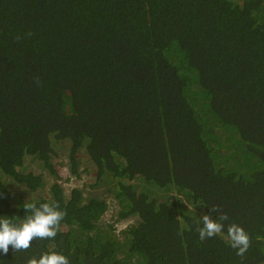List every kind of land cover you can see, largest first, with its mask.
I'll return each instance as SVG.
<instances>
[{
	"label": "trees",
	"instance_id": "1",
	"mask_svg": "<svg viewBox=\"0 0 264 264\" xmlns=\"http://www.w3.org/2000/svg\"><path fill=\"white\" fill-rule=\"evenodd\" d=\"M62 155L94 191L67 193ZM28 200L59 202L60 231L0 264H264V0H0V216ZM213 206L243 260L199 239Z\"/></svg>",
	"mask_w": 264,
	"mask_h": 264
},
{
	"label": "clouds",
	"instance_id": "2",
	"mask_svg": "<svg viewBox=\"0 0 264 264\" xmlns=\"http://www.w3.org/2000/svg\"><path fill=\"white\" fill-rule=\"evenodd\" d=\"M23 207L27 213L23 218L0 216V252L5 255L10 247L14 252L27 251L32 247L33 240H54L60 231L61 221L66 216V211L60 208L59 202L37 205L36 202L28 200ZM211 212L218 213V218L212 219L209 213L200 217L196 229L199 239L205 241L220 235L235 250L236 256L243 260L252 246L250 234L242 225L228 223L227 234L224 236L225 222H229V215L222 212L218 206L211 207ZM26 264H71V262L69 256L63 252L49 250L39 257L31 256Z\"/></svg>",
	"mask_w": 264,
	"mask_h": 264
},
{
	"label": "rangeland",
	"instance_id": "3",
	"mask_svg": "<svg viewBox=\"0 0 264 264\" xmlns=\"http://www.w3.org/2000/svg\"><path fill=\"white\" fill-rule=\"evenodd\" d=\"M67 104L70 108V101H67ZM57 151H59L58 147L56 148ZM56 162V168L58 171V174L60 176V182L66 187L67 193H69L71 191L72 188L76 187V186H82L84 187L87 191H94V188L92 187V185H90L89 180L93 178V173L91 172L90 169H83L80 176L77 178H70L69 179V175H68V167L66 164V160L64 158V156H57L55 159ZM28 163L25 165V168L28 167ZM43 175L46 177V180H50V178L48 177L47 173L45 171H43ZM50 185H51V181L48 185H46L42 190H38L35 193L37 194V196H44L46 198L50 197ZM105 198L107 199V203H108V211L107 213L103 216V221L105 223H112L115 220V214L117 212V210L119 209L118 206V202L115 201L114 197L110 194H108L106 191H101ZM133 221L130 220V222H126V223H121V224H116V228L121 231L122 229H124V227H126V225L132 223Z\"/></svg>",
	"mask_w": 264,
	"mask_h": 264
}]
</instances>
